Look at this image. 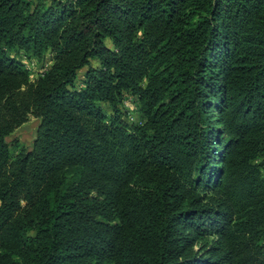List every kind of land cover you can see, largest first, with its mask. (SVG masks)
I'll return each mask as SVG.
<instances>
[{
    "label": "trees",
    "instance_id": "1",
    "mask_svg": "<svg viewBox=\"0 0 264 264\" xmlns=\"http://www.w3.org/2000/svg\"><path fill=\"white\" fill-rule=\"evenodd\" d=\"M263 169L264 0H0V264H264Z\"/></svg>",
    "mask_w": 264,
    "mask_h": 264
},
{
    "label": "rangeland",
    "instance_id": "2",
    "mask_svg": "<svg viewBox=\"0 0 264 264\" xmlns=\"http://www.w3.org/2000/svg\"><path fill=\"white\" fill-rule=\"evenodd\" d=\"M50 53L46 52L43 57V61L46 64L48 62ZM23 63L25 67L29 70V78H34L39 71L42 70L43 67H40L41 61H36L35 59H23ZM80 78V72L77 75ZM117 106L121 113V118L128 125L130 124H140L142 122V118L140 117V112L138 110V102L136 97L131 94L128 90H122L120 92L119 100L117 101ZM102 108L105 114L110 112L109 106L106 104H102ZM37 122V118L29 115L27 120L22 122L19 126H17L9 138H14L16 141V145L11 147V153L14 154V150H17L19 147H27L30 145V142L33 137L34 128ZM264 174V169L262 170ZM31 233V232H30ZM214 234L209 232L203 235H198L192 240V244L189 248L190 253L193 254H201L202 256L206 255V248L210 245Z\"/></svg>",
    "mask_w": 264,
    "mask_h": 264
}]
</instances>
